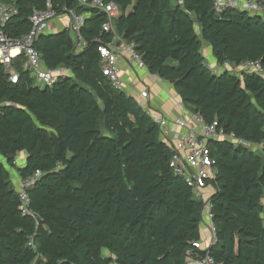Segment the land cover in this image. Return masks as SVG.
<instances>
[{"label": "trees", "instance_id": "16d2710c", "mask_svg": "<svg viewBox=\"0 0 264 264\" xmlns=\"http://www.w3.org/2000/svg\"><path fill=\"white\" fill-rule=\"evenodd\" d=\"M103 1L118 6L115 30L148 73L206 124L252 146L208 143L215 242L194 248L208 208L170 169L171 150L150 112L102 74L105 15L76 0H0L16 8L2 28L14 40L47 2L56 16L87 14L81 51L68 29L34 42L44 68L70 70L51 87L20 69L23 57L14 62L16 84L0 64V264H188L189 251L216 264H264V80L210 70L202 52L211 48L218 69L246 61L264 69V19L233 8L218 13L212 0ZM20 153L24 163L16 165ZM13 172L20 180L40 172L26 190L25 215Z\"/></svg>", "mask_w": 264, "mask_h": 264}, {"label": "built area", "instance_id": "2783aa9c", "mask_svg": "<svg viewBox=\"0 0 264 264\" xmlns=\"http://www.w3.org/2000/svg\"><path fill=\"white\" fill-rule=\"evenodd\" d=\"M214 10L218 13L228 8L247 12L254 16H260L264 19V0H212ZM77 4L86 9H94L103 13L106 21L102 24V31L110 34V40L105 43H100L98 52L101 57V71L104 76L110 81L111 85L117 89L131 94L134 92L135 86L131 82H124L120 77V70L117 67V62L120 55L126 53L130 57V65L133 69L146 70V66L141 61L140 57L134 51V44L124 41L116 32L114 20L119 16L120 10L113 2H105L103 0H76ZM70 22L68 30L73 39V47L76 52L85 48L86 42L80 35V28L84 23L87 14H77L74 10H64ZM16 8L13 4H0V64L4 67L8 75V80L12 84L19 82V72L14 66V62L20 57H23L20 63L22 71H29L35 78V82L45 87H51L54 82L61 76L70 74V70L65 67L48 70L44 68L40 55L34 48V42L40 35H43L48 30V25L56 15L52 10L49 2L46 8L42 11L34 10L29 18L30 30L26 35L18 40L9 38L2 28L6 22L15 15ZM210 70L213 66L207 62ZM220 71L230 73H238L241 71L256 74L264 80V69L257 61H246L239 65H231L223 63L220 66ZM148 72V71H147ZM139 97L148 99L149 93L147 90L139 92ZM140 106L150 112L153 122L157 125L160 137L171 150V158L169 167L172 172L180 176L187 186L190 188L195 199L205 201L204 190L211 186L215 180V158L208 147V143L213 140L228 141L238 146L251 148L247 142L237 139L233 134H226L222 130L217 129V123L206 124L202 117L188 111L182 103L178 104L180 111L179 117L174 124L178 131H171L169 121L160 112L151 111L148 104ZM18 159V157H17ZM16 165H20L17 163ZM40 177V172H36L32 177L26 180H20L17 186V195L20 201V211L23 215L28 214L29 199L26 190L29 189ZM212 187V186H211ZM209 199V198H208ZM208 199L205 201V207L208 208L204 216V227L209 232L210 245L215 242V229L211 223L212 215L210 214ZM202 242L194 243L195 249H204ZM188 264H216L212 258L205 256L199 258L196 253L188 252Z\"/></svg>", "mask_w": 264, "mask_h": 264}, {"label": "crops", "instance_id": "0c3cea01", "mask_svg": "<svg viewBox=\"0 0 264 264\" xmlns=\"http://www.w3.org/2000/svg\"><path fill=\"white\" fill-rule=\"evenodd\" d=\"M69 22L70 20L65 14L56 16L53 20L49 22L48 30L45 34H55L67 29ZM203 48L204 56L206 57L207 61L212 64V66L214 67V69L217 70V72H219L220 69L217 68L214 58L213 60H210L207 57L208 54L205 53L208 51L211 53V48L207 45H204ZM117 67L120 70L121 79L124 82H131L135 86V90L134 92H131V95L136 99V101L139 104H148L152 112L157 111L162 113L169 121L171 131H178L174 122L180 115L178 104H180L181 101L175 93L173 87L167 82L160 81L158 78L154 77L146 70L133 69V67H131L130 65V57L126 53L120 55V59L117 62ZM142 90L148 91V99H142L139 97V92ZM18 159H20V163L18 164L22 165L24 163L25 154L20 153L18 155ZM19 181L20 179L18 177L17 172H13L12 184L17 187ZM212 192L213 189L211 190V193ZM201 235L202 246L203 248H207L210 245V235L205 227H201Z\"/></svg>", "mask_w": 264, "mask_h": 264}, {"label": "rangeland", "instance_id": "374dc122", "mask_svg": "<svg viewBox=\"0 0 264 264\" xmlns=\"http://www.w3.org/2000/svg\"><path fill=\"white\" fill-rule=\"evenodd\" d=\"M204 49V48H203ZM203 49H202V52L204 53V51H203ZM205 53H207L208 55H207V57L211 60H213V57H212V55H211V53L208 51V52H205ZM36 85H38L37 83H36ZM39 86V85H38ZM40 88H43L42 86H39ZM256 150V149H255ZM17 163H20V159H17ZM211 190H212V187L211 186H208L205 190H204V194H206V196H205V201H206V199H208L209 197H210V195H211ZM205 201H203V203L205 204ZM206 207L204 208V211H206ZM203 227H204V225H203Z\"/></svg>", "mask_w": 264, "mask_h": 264}]
</instances>
